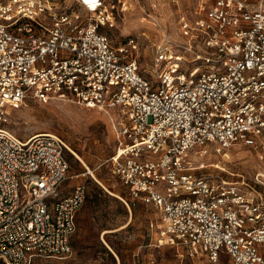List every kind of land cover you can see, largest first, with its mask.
Wrapping results in <instances>:
<instances>
[{
	"label": "built area",
	"instance_id": "2783aa9c",
	"mask_svg": "<svg viewBox=\"0 0 264 264\" xmlns=\"http://www.w3.org/2000/svg\"><path fill=\"white\" fill-rule=\"evenodd\" d=\"M71 1L0 0V261L70 256L85 199L80 184L59 196L69 170L59 135L20 138L7 127V107L30 97L109 115L111 173L157 211L158 246L264 264V202L188 159L195 148L220 153L264 135V0H209L191 23L181 16L192 42L163 35L146 76L104 33L113 25L105 0Z\"/></svg>",
	"mask_w": 264,
	"mask_h": 264
},
{
	"label": "rangeland",
	"instance_id": "374dc122",
	"mask_svg": "<svg viewBox=\"0 0 264 264\" xmlns=\"http://www.w3.org/2000/svg\"><path fill=\"white\" fill-rule=\"evenodd\" d=\"M52 1L59 8L74 6L71 0ZM205 2L208 5L209 0H105L113 25L103 27V31L113 47L123 46L141 72L149 74L154 48L163 35L192 42L182 35L180 17L191 23L203 14ZM184 57V67L195 65L190 54ZM7 111V127L18 137L52 132L68 146L69 170L59 196L70 194L77 184L85 188L71 255L36 259L33 264H224L225 259L212 263L205 254L191 256L179 246L157 245V211L133 199L111 173L107 160L116 134L109 115L69 98L41 102L28 97L8 106ZM203 149L205 153H201ZM203 149L195 148L188 154L196 173L221 177L264 202V135L252 146L235 145L220 153L211 146Z\"/></svg>",
	"mask_w": 264,
	"mask_h": 264
},
{
	"label": "trees",
	"instance_id": "16d2710c",
	"mask_svg": "<svg viewBox=\"0 0 264 264\" xmlns=\"http://www.w3.org/2000/svg\"><path fill=\"white\" fill-rule=\"evenodd\" d=\"M0 264H4V263L0 261Z\"/></svg>",
	"mask_w": 264,
	"mask_h": 264
},
{
	"label": "bare ground",
	"instance_id": "6f19581e",
	"mask_svg": "<svg viewBox=\"0 0 264 264\" xmlns=\"http://www.w3.org/2000/svg\"><path fill=\"white\" fill-rule=\"evenodd\" d=\"M40 133H43V132H40ZM40 133H39V134H40Z\"/></svg>",
	"mask_w": 264,
	"mask_h": 264
}]
</instances>
